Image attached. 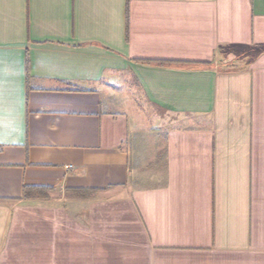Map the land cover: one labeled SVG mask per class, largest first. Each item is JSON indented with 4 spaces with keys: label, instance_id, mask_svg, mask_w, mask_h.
Wrapping results in <instances>:
<instances>
[{
    "label": "crops",
    "instance_id": "obj_1",
    "mask_svg": "<svg viewBox=\"0 0 264 264\" xmlns=\"http://www.w3.org/2000/svg\"><path fill=\"white\" fill-rule=\"evenodd\" d=\"M0 264H264V0H0Z\"/></svg>",
    "mask_w": 264,
    "mask_h": 264
},
{
    "label": "rangeland",
    "instance_id": "obj_2",
    "mask_svg": "<svg viewBox=\"0 0 264 264\" xmlns=\"http://www.w3.org/2000/svg\"><path fill=\"white\" fill-rule=\"evenodd\" d=\"M240 65H226L224 66L225 69H229V68H238ZM139 107L135 108V106H131L132 108V116L134 118V121L136 123H138V125L145 127L147 126V112H152V109L147 107V105L144 104V102L142 101L141 97L139 98ZM134 110V111H133ZM145 171H139V176L135 177L134 180H132L131 184L129 185L132 188H142V187H146L148 186V181L149 179H147L144 173ZM143 174V175H142ZM89 220V219H88ZM92 225L98 224V216L96 213L92 214V219L91 221ZM87 223V222H86Z\"/></svg>",
    "mask_w": 264,
    "mask_h": 264
},
{
    "label": "trees",
    "instance_id": "obj_3",
    "mask_svg": "<svg viewBox=\"0 0 264 264\" xmlns=\"http://www.w3.org/2000/svg\"><path fill=\"white\" fill-rule=\"evenodd\" d=\"M141 64H144V65H165V64H168V63H165V62H156V61H141Z\"/></svg>",
    "mask_w": 264,
    "mask_h": 264
},
{
    "label": "built area",
    "instance_id": "obj_4",
    "mask_svg": "<svg viewBox=\"0 0 264 264\" xmlns=\"http://www.w3.org/2000/svg\"><path fill=\"white\" fill-rule=\"evenodd\" d=\"M68 168H71V167H68Z\"/></svg>",
    "mask_w": 264,
    "mask_h": 264
}]
</instances>
